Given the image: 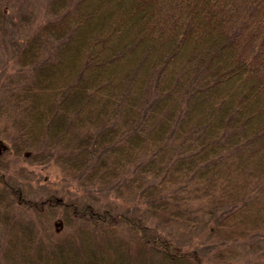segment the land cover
Segmentation results:
<instances>
[{
  "label": "trees",
  "instance_id": "1",
  "mask_svg": "<svg viewBox=\"0 0 264 264\" xmlns=\"http://www.w3.org/2000/svg\"><path fill=\"white\" fill-rule=\"evenodd\" d=\"M0 139V264H264V0H0Z\"/></svg>",
  "mask_w": 264,
  "mask_h": 264
},
{
  "label": "rangeland",
  "instance_id": "2",
  "mask_svg": "<svg viewBox=\"0 0 264 264\" xmlns=\"http://www.w3.org/2000/svg\"><path fill=\"white\" fill-rule=\"evenodd\" d=\"M0 171L10 175L13 180L21 183L27 195L30 197H38L47 190H54L60 195L65 196L88 193L87 188L79 186L76 180L66 175L55 163L42 164L32 162L24 155H16L10 148L9 142L1 139ZM89 189H91L93 193L99 195L102 201L111 200L117 205L120 204L124 206V201L118 198L115 200L114 194L108 193L107 189H101L97 186L89 187ZM240 258L236 257V260ZM237 264L249 263L247 259H240Z\"/></svg>",
  "mask_w": 264,
  "mask_h": 264
}]
</instances>
